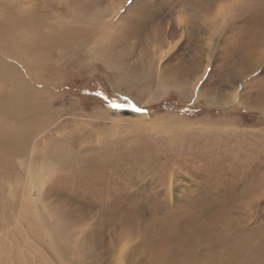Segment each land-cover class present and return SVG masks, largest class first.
Returning <instances> with one entry per match:
<instances>
[{"label": "rangeland", "instance_id": "obj_1", "mask_svg": "<svg viewBox=\"0 0 264 264\" xmlns=\"http://www.w3.org/2000/svg\"><path fill=\"white\" fill-rule=\"evenodd\" d=\"M1 100L0 264H264V0H0Z\"/></svg>", "mask_w": 264, "mask_h": 264}, {"label": "bare ground", "instance_id": "obj_2", "mask_svg": "<svg viewBox=\"0 0 264 264\" xmlns=\"http://www.w3.org/2000/svg\"><path fill=\"white\" fill-rule=\"evenodd\" d=\"M206 10V9H205ZM147 23V22H145ZM103 48L104 46L101 48H99L97 50V54L99 56H101V54L103 53ZM116 62H118L117 60H115ZM120 62V61H119ZM113 63V62H112ZM115 64V62L113 63ZM123 68V67H122ZM15 91L9 96L6 104L7 105H11L12 103L15 102L16 98H15ZM5 103V102H4ZM2 100L0 101V112H2L4 110V108L2 107ZM6 111V110H5ZM23 128V126L20 128V131L21 129ZM11 136L10 133L7 132V130H5V127L3 126V123L2 121L0 120V175L3 176L4 174V170L6 168V163H5V160H6V154H7V148L6 146H4V138L5 139H8V137ZM16 139V138H15ZM10 147V146H9ZM12 148V147H11ZM2 188V187H1ZM33 190V188H32ZM12 191V189H11ZM11 191H9L11 193ZM36 191V190H35ZM35 191L32 193L33 196L35 195ZM31 194V193H30ZM34 199L36 197H33ZM27 201L30 200V198H27L26 199ZM32 200H30L31 202ZM34 201V200H33ZM23 203V202H22ZM28 202L24 205H27ZM31 205V203H29ZM35 204V203H34ZM34 206V205H33ZM31 208V207H30ZM24 210V209H23ZM27 211L29 212V215L32 217H35V218H39V225L43 228V233H45V235L51 237L50 239H53L52 242L54 241V245H58L59 247L62 248V245L64 243V241L67 239L68 235L67 233L65 234V232L62 233L61 229V236L64 237L63 240L62 238L59 239V236L57 235L58 234V229H57V223L56 224V227L54 228L53 224H50L49 222L45 221L43 219V217L40 216V214H38L35 210H29V208L27 209ZM24 212V211H23ZM18 214V213H17ZM21 214L25 215L26 214V210L24 213L21 212ZM26 216V215H25ZM22 218V217H21ZM43 233L41 232V234L43 235ZM38 234V233H37ZM234 235V234H232ZM231 235V236H232ZM236 236V234L234 235ZM43 237V236H42ZM221 240V243L220 245H218L216 247V255L218 257V260L214 263V264H236L238 257H240L239 255L243 252L239 246L236 251L235 250H232L231 248H236L235 245L232 244V242L230 241H226L225 238H220V237H217ZM56 239H57V242H56ZM245 239V238H244ZM249 239V237H248ZM235 240V238L233 239ZM254 240V239H253ZM245 242V241H244ZM240 243V242H239ZM242 243V242H241ZM244 243H242L243 245ZM64 246V245H63ZM251 246V245H249ZM241 247V246H240ZM246 247V246H245ZM242 248V247H241ZM249 251V250H248ZM257 252V251H256ZM253 253V252H252ZM260 254V253H259ZM256 256V255H255ZM248 257V256H247ZM259 257V256H258ZM260 258V257H259ZM220 259V260H219ZM235 259H237L235 261ZM248 259V258H247ZM254 259V257H253ZM244 261V260H243ZM243 261L240 259V261L238 262V264H243ZM260 261V260H259ZM242 262V263H241ZM247 262V261H246ZM255 264V263H254Z\"/></svg>", "mask_w": 264, "mask_h": 264}, {"label": "snow or ice", "instance_id": "obj_3", "mask_svg": "<svg viewBox=\"0 0 264 264\" xmlns=\"http://www.w3.org/2000/svg\"><path fill=\"white\" fill-rule=\"evenodd\" d=\"M125 105H121V104H117L115 102H112L111 107L113 108H121L124 107ZM137 111H146V110H142V109H137Z\"/></svg>", "mask_w": 264, "mask_h": 264}]
</instances>
